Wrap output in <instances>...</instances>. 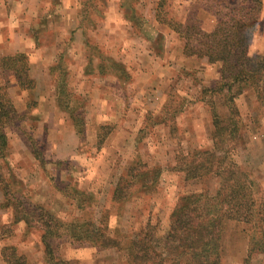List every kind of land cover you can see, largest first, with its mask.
<instances>
[{"label":"rangeland","instance_id":"rangeland-1","mask_svg":"<svg viewBox=\"0 0 264 264\" xmlns=\"http://www.w3.org/2000/svg\"><path fill=\"white\" fill-rule=\"evenodd\" d=\"M51 1L49 8L36 14L35 0H26V35L30 31L35 45H40V36L46 42L43 63L38 66L40 80H34L32 89H21L0 70V85L6 87L16 110L5 128L8 146L1 162L4 181L0 183V228L4 226L5 231L0 234V249L15 246L27 257L28 264H43L41 230L36 225L27 227L23 221L12 223L14 209L6 202L29 208L33 203L40 204L68 222L91 218L97 224L105 216L110 235L124 243L147 222H158L157 235L162 234L181 196L202 191L214 194L219 185L212 175L188 180L175 167L178 156L211 148L212 118L206 100L218 105L221 99L202 94V89L215 84L211 82L214 77L209 76L214 75L215 67L206 72L196 67L193 81L177 82L164 90L158 103L153 101L156 93L150 84L158 81L152 78L159 80L170 63L166 54L172 57L180 45L177 37L170 36L168 27L159 29L153 23L158 0H77L74 9L78 30L70 32L63 26L70 16L60 11L62 1ZM239 1L228 0L230 4ZM121 2L131 4L134 14L129 8L119 10ZM166 3V11L176 19L183 18L186 11L195 13L197 8V16L206 19L219 8L215 0ZM9 8L12 28L24 9ZM84 11L87 13L82 21ZM129 15L134 16L131 22ZM49 25L55 28L50 30ZM157 34L160 38L154 40ZM151 43L154 50L148 48ZM33 51L37 52L36 48ZM10 53L14 52L0 50V56ZM115 61L123 64L121 77L113 72ZM99 62L105 67L102 73L97 68ZM250 89L235 98L240 132L231 144L234 148L230 155L242 171L251 176L257 172L253 178L264 200V99L258 100ZM58 102L67 103L74 111L83 110L84 140ZM159 104V109L148 107ZM103 124L110 125L111 132L98 147L95 137ZM138 156L162 168L155 192L127 202L113 201L115 182ZM4 188L9 194H4ZM80 202L90 204L80 211L76 208ZM247 240L243 223L227 221L221 239L222 264H264V254H253L244 263ZM57 250L60 258L82 264H129L125 250L120 248L98 250L64 238ZM0 264H5L1 255ZM166 264L174 262L168 259Z\"/></svg>","mask_w":264,"mask_h":264},{"label":"trees","instance_id":"trees-1","mask_svg":"<svg viewBox=\"0 0 264 264\" xmlns=\"http://www.w3.org/2000/svg\"><path fill=\"white\" fill-rule=\"evenodd\" d=\"M166 1L158 0L155 19L178 35L183 44V53L186 56L206 58L208 63H220L219 78L215 84L202 89V94L208 93L210 97L218 95L221 99L218 105L214 100H206L212 118V146L178 156L175 167L188 180L212 175L218 178L219 185L214 194L202 191L181 196L171 210L168 225L162 234L157 235L158 222H147L124 243L110 235L105 216L97 224L91 218L68 222L40 204L33 203L34 207L29 208L19 202H6V205L14 209L12 223L23 221L27 227L36 225L41 230L43 264H82L59 257L57 248L64 238L76 242V245H90L98 250L120 248L125 250L129 264H166L168 259L174 264H222L221 239L224 225L229 220L241 222L247 228L244 263L253 254H264L263 196L253 177L242 171L230 155L234 148L231 144L237 140L240 132V115L235 98L251 87L258 100L264 99V51H249L262 1L241 0L237 4H230L228 0H215L219 8L213 15L216 24L210 31L202 28L201 19L197 16L199 8L195 13L186 11L183 18L176 19L166 11L169 7ZM122 7L129 8L134 14L131 4H122ZM86 13L83 12L82 21ZM133 17L130 16V22ZM112 67L115 75L121 77L124 74L121 61L113 62ZM97 68L99 73L105 69L101 62ZM0 70L7 72L19 88H33L34 81L28 75L25 53L14 52L0 56ZM5 88L0 85V183L4 181L1 162L5 159L8 146L5 128L16 114ZM58 105L69 113L77 134L84 140L83 110L74 111L65 102H58ZM110 132V125L99 126L95 137L98 147ZM39 159L43 161L42 157ZM161 171L158 164L149 165L139 156L134 158L115 182L111 199L122 203L155 192ZM5 189L4 194L7 195ZM86 204L77 203L76 208L84 210L90 202ZM4 231L3 226L0 234ZM0 255L5 264H28L27 257L18 253L13 245L3 246Z\"/></svg>","mask_w":264,"mask_h":264},{"label":"crops","instance_id":"crops-1","mask_svg":"<svg viewBox=\"0 0 264 264\" xmlns=\"http://www.w3.org/2000/svg\"><path fill=\"white\" fill-rule=\"evenodd\" d=\"M0 50L2 51H11V52H23L27 55L28 57V75L29 77L35 82L37 80H40L41 76H42V71L38 70V66L40 67V64L43 63L42 61V57L44 56V52L43 49L46 46V42L43 41L42 36L40 39V45H35L34 40H32V35L29 34L28 36L26 35L28 32V30H26L25 26V20L27 19L26 15H27V10H25L26 8V0H0ZM40 0H35V4L36 7L38 8L36 11V14H42L44 12V9H47L50 7V5L53 4V2L51 0H45L44 2H39ZM62 4H61V8L60 11L62 10L67 16H70L68 19L67 24L64 23V29H68V31H73L75 28L77 29V20H76V16H75V1L77 0H61ZM262 1V7H261V11H260V15H259V19H258V23L256 26V30L253 34L250 46H249V51L250 53H261L264 51V0ZM41 3V4H40ZM45 4V6L42 5ZM122 4H125L123 2H121V5L119 6V10L123 11V7ZM18 7L20 8V6L22 7L23 13H20L18 15H20V17H18V19L16 20L15 24L11 27L10 25V8L9 7ZM45 7V8H44ZM44 8V9H43ZM124 12V11H123ZM10 14V15H9ZM9 16V17H8ZM201 22H202V28L206 31H210L213 29V27L216 24V19L213 16H208V18L204 19L202 17H200ZM148 23V22H147ZM154 25L157 26L159 29L161 27H163V29L167 28L165 27V25H161L155 18H154ZM53 28H55L54 25H49L48 29L52 30ZM6 29V30H5ZM5 30L7 32V36L3 34V31ZM78 30V29H77ZM166 30V29H165ZM167 30L169 32H171L174 38H178V35L171 29L167 28ZM4 31V32H5ZM77 34V32H76ZM160 38V34H157V36L155 37L154 40H159ZM16 39V40H15ZM151 40V38H150ZM153 40V38H152ZM153 40V41H154ZM180 45L177 47V53H175L172 57H170L168 54V62L170 61V63L168 65H166V68H163L164 73L161 75V77H159V80L156 76H154L152 78V80H156L158 81V84L155 85V83L150 84V86L154 85V93H156L155 97H154V102H159V100L161 99V95L163 93L164 95V90H166L167 87L171 88L172 85H175L177 82H182L185 80V82H187L188 80L193 81L192 79H194L193 77V73H195L196 71V67H200V72H206V70L212 71L210 70L211 68L209 67H215V73L214 75L211 74L209 75L210 77H214L212 79L211 82H216V80L219 78V69H220V63L219 62H215V63H208L206 58H199L197 56H186L183 53V44L182 41L179 39ZM36 48V51L39 52V55H37V52H34L33 50ZM41 48V49H40ZM149 50H154V46L152 45V43L150 44V46H148ZM157 57H160L159 55H157ZM123 61V60H122ZM171 64V65H170ZM165 67V66H164ZM189 73V74H188ZM173 79H172V77ZM192 76V77H191ZM191 78V79H190ZM159 81L161 82V84L159 85ZM143 82H140L141 86H142ZM139 84V86H140ZM211 84V83H210ZM38 91L40 90L39 88V81L36 84ZM149 86V87H150ZM142 88H146L143 87ZM250 89L249 87L246 88L245 90ZM245 90L241 93V94H245L247 93V91L245 92ZM250 90H252L254 92V90L251 88ZM153 91V89H152ZM239 94V95H241ZM255 94V92H254ZM238 95V96H239ZM256 95V94H255ZM257 98V97H256ZM150 99L151 96L146 100V102L151 101ZM162 104V103H160ZM158 106H148L149 109H153L156 107V109H159L161 107V105ZM147 106V103H146ZM146 106L144 107L143 110H146ZM163 126H165L163 124ZM77 139V138H76ZM212 142V140H211ZM212 146V145H211ZM254 175H256L255 172H252ZM253 175V176H254ZM252 176V177H253ZM255 179V178H253Z\"/></svg>","mask_w":264,"mask_h":264}]
</instances>
